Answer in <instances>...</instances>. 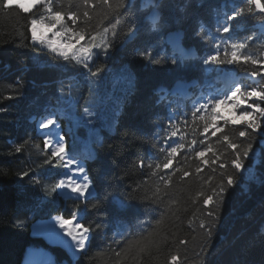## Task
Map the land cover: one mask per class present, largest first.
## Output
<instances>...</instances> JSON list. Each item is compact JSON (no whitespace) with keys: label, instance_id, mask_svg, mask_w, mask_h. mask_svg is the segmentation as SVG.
<instances>
[{"label":"trees","instance_id":"trees-1","mask_svg":"<svg viewBox=\"0 0 264 264\" xmlns=\"http://www.w3.org/2000/svg\"><path fill=\"white\" fill-rule=\"evenodd\" d=\"M50 4L66 19L80 17L67 21L84 33L79 45L96 36L108 52L94 48L85 68L71 53L65 60L33 42L31 21L52 23L44 1L30 11H0V264H24L30 246L57 264H172L173 256L176 264H264V121L240 137L247 122L227 118L217 121L220 131L205 134L199 116L206 113L192 115L223 98L230 67L242 90L264 91V12H249L247 0H91L84 17L83 0ZM57 28L50 31H63ZM171 34L182 52L169 43ZM234 43H245L241 54L259 63H204L217 52L230 56ZM57 109L65 110L66 148L85 162L94 189L85 200L61 194L66 162L51 159L38 130V118ZM249 143L253 151L236 170V152ZM79 215L89 241L74 260L32 235L36 222Z\"/></svg>","mask_w":264,"mask_h":264},{"label":"snow or ice","instance_id":"snow-or-ice-1","mask_svg":"<svg viewBox=\"0 0 264 264\" xmlns=\"http://www.w3.org/2000/svg\"><path fill=\"white\" fill-rule=\"evenodd\" d=\"M36 2H39V0H36ZM45 7L47 8V11L49 13V19L52 21L50 24H45V21L43 19L37 21L33 19L31 21V37L33 42H45L44 37L42 35H38L39 27L44 26L47 27L49 30L52 28L59 27L63 29V31L58 33H53L54 35L59 36H65L67 35L68 40L66 43L60 44L57 41H47V46L51 49L52 52L56 53L58 56L63 57L65 60L69 59V54H72V58L76 59L78 63H84L85 68H89V64L87 61L89 59L90 54L92 53V50L94 48L101 47L103 48V52L105 56L108 52V45H98L96 43V36L91 37V43L88 44V46L80 45L79 48L77 47V44L80 40L84 39V33L81 32H75L72 31L70 28L67 27V21H71L73 24H76L79 20V16L76 13H70L67 15V19L65 18V15L60 12H53V9L50 4V0H44ZM99 3L107 4L108 0H97ZM83 4L85 7V11L83 12L84 17L89 16V12L87 9L90 6H93L91 4V0H83ZM252 6H255L257 10L260 12H264V3L261 2V0H247V7L248 11H252ZM16 7H22L21 5H16ZM13 8L12 0H0V11H11ZM24 11H28V9H24ZM243 12V9L240 10L236 15L239 16ZM229 19H235V17H229ZM229 27L225 26L223 28V32L227 33L229 32ZM108 29H104V34L106 35L108 33ZM113 35L115 33L113 32ZM103 38V37H102ZM232 51L230 53V56L228 53H225L224 58L222 59L219 55V53L211 54L207 57V59L204 61L205 64H214V65H233L236 64L240 59H242L245 63L251 62L253 64L259 63V61H256L252 59L251 57L247 55H242V50L247 47L245 43H234L232 44ZM157 63L159 61H156ZM175 63V61H173ZM93 76L97 75L95 71L91 73ZM260 72H254L252 73L253 76L260 75ZM242 98L245 101L247 100H260L264 101V91H259L256 88H253L251 91L242 90L241 87L237 86L235 89L231 92L230 96H227L225 98H218L214 101H210L208 103H202L199 107L195 109V111L192 113L193 117L196 116L197 113L204 111L206 115H200L199 119L204 122V133H208L212 129L219 130V125L217 121L220 119L218 109L221 105L232 103L233 108H237L238 105L235 103L237 98ZM247 109H251V111L245 110L242 113H240V120L243 121L245 118L248 119V122L246 123L245 130H241L239 132L240 137H246L250 135L247 132V129H251L252 132H259L261 130V122L264 121V107H261L259 103H248ZM237 122V121H234ZM224 123H227V121H224ZM54 124L53 119H48L44 123L41 124L42 129H47L49 126ZM215 134V132H213ZM175 135V133H173ZM228 137L225 136V140H227ZM64 141V137L61 136L59 138V142L57 143V146L54 150L51 151V159L59 158L61 160H64L65 158V150L66 146ZM195 141H193V144ZM44 145L46 148H48L51 145V140L46 139L44 141ZM180 148H183L184 145H180ZM229 147L232 149H239L240 145L231 143L229 144ZM17 152L20 151V148L16 149ZM253 151V145L251 143L247 144V146L243 149L242 152L237 151L235 155V159L232 161V165L236 170H240L244 167L243 160L247 159L249 157V154ZM177 153V148L173 147L168 152V159L164 163L163 167L165 169H168L172 165V161L175 159ZM199 157L204 156V152L197 153ZM51 159L48 161L51 163ZM73 164V161L71 158H69L66 161V166L71 168ZM141 166L143 164L141 163ZM221 167H224V165H221ZM200 169H197L199 171ZM77 174L81 175L83 182H79L76 179L73 178V175H69L67 177V181L65 179H61L59 181L58 187L60 189H64L66 187L70 188L72 193L77 194L79 197H85L86 193L89 191L90 188V181L88 179V176L85 174V169L83 167H80L77 169ZM24 176H28V173H23ZM234 180L231 176L227 178V184L229 186L233 185ZM211 197H208V199L205 201V203L211 202ZM209 216L212 215L211 212L208 213ZM73 221L66 220L64 218H59V225L60 228L66 230V235L71 236L74 241H76L77 248L83 253L86 250V244L85 241L88 239L86 234L89 232V229L87 227H84L83 224L76 223L74 225L75 229H77L80 232L79 239H77V236L73 234L72 228H69L68 226L72 224ZM203 227V225H201ZM176 257H172V264H176Z\"/></svg>","mask_w":264,"mask_h":264},{"label":"rangeland","instance_id":"rangeland-1","mask_svg":"<svg viewBox=\"0 0 264 264\" xmlns=\"http://www.w3.org/2000/svg\"><path fill=\"white\" fill-rule=\"evenodd\" d=\"M43 1L44 0H39V2H36V0H12V4L15 6L22 4L21 8L28 9V11H30L34 8V6L41 4ZM53 33L54 32L50 31L47 27H44V26L39 27L38 35H42L44 37L45 42L57 41L60 44L66 43L64 40L65 38L68 39L67 35L63 36V38L62 37L59 38L58 37L59 35H54ZM169 43L172 44L175 51L182 52V49L179 47V39L177 35L175 34L169 35ZM79 46L80 45L77 44L78 48ZM238 79H239V76L233 67L228 68L223 73L222 80H221V82L224 85L223 98L230 96L231 92L235 89V87L239 86ZM235 103L238 105L237 108H233L231 102L229 104L221 105L219 107L220 119L218 120V123L227 118L230 119L233 124H237V125L242 124L243 122H248L247 118H245L243 121L240 120V113H242L245 110L251 111V109H247V104L253 103V102H251L250 100L245 101L244 99L238 97ZM42 118L43 120H41V117L38 118L37 120L38 130L42 132L45 140L46 139L51 140V145L49 146V148L54 150L61 136L64 137L63 142L65 143V146H66V139L63 133V127H62L61 122L53 118L54 124L49 126L47 129H42L40 127L41 124L44 123L46 120H48V118L46 120H44V117ZM234 121H237V122H234ZM218 125H219V130L212 129L213 132L220 131L221 129L220 124ZM89 156H92V154H89ZM69 158H71V160L73 161V164L71 168L67 167V171L63 179L67 181V177L69 175H73L74 179H76L79 182H83L81 175L77 174L78 168L83 167L85 169L83 160L81 161L75 160L74 158H72V156H69L67 154V148H66L64 159L67 161ZM85 174L87 175L86 169H85ZM60 192L65 198L73 197V198H81L85 200L87 197H89L91 194L94 193V189L90 182V188H89V191L86 193V198L79 197L77 194L72 193L70 188L68 187L64 189H60ZM80 215L74 219H71L70 221H73V223L68 226L69 228H72L73 234L77 236V239H79L80 232L77 229H75L74 225L76 223L81 224ZM59 218H61V216H56L52 218L51 220H43V221L36 222L32 226V235L42 237L51 244L62 246L68 252L71 259H75V257L82 252L77 248L76 241H74L71 236H68L65 234L66 230L60 228ZM86 236L88 237V239L85 241V244L87 247V244L89 241V232L86 234ZM24 264H57V263L55 262L54 257L50 255L48 252H46L45 250L30 246L26 249Z\"/></svg>","mask_w":264,"mask_h":264},{"label":"bare ground","instance_id":"bare-ground-1","mask_svg":"<svg viewBox=\"0 0 264 264\" xmlns=\"http://www.w3.org/2000/svg\"><path fill=\"white\" fill-rule=\"evenodd\" d=\"M58 32H59V31L56 30V33H58ZM58 37H59V38H61V37L63 38V36H61V37L58 36ZM49 114H50V115H49ZM49 114H48L49 116L47 115V116H48V117H47L48 119H53V118H55V120L57 119V121H59V117H62V118L65 117V115H64V114H65V110H58V109H57L56 112L51 111ZM58 114H59V115H58ZM44 118H45V117H44ZM41 120H43V118H41ZM41 133H42V132H41ZM70 156H71V155H70ZM80 220H81V217H80ZM86 248H87V247H86ZM72 260H74V259H72Z\"/></svg>","mask_w":264,"mask_h":264},{"label":"crops","instance_id":"crops-1","mask_svg":"<svg viewBox=\"0 0 264 264\" xmlns=\"http://www.w3.org/2000/svg\"><path fill=\"white\" fill-rule=\"evenodd\" d=\"M37 6V5H36ZM35 7V6H34Z\"/></svg>","mask_w":264,"mask_h":264},{"label":"water","instance_id":"water-1","mask_svg":"<svg viewBox=\"0 0 264 264\" xmlns=\"http://www.w3.org/2000/svg\"><path fill=\"white\" fill-rule=\"evenodd\" d=\"M191 55V54H190Z\"/></svg>","mask_w":264,"mask_h":264}]
</instances>
